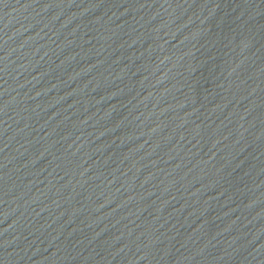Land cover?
<instances>
[{
  "label": "water",
  "instance_id": "water-1",
  "mask_svg": "<svg viewBox=\"0 0 264 264\" xmlns=\"http://www.w3.org/2000/svg\"><path fill=\"white\" fill-rule=\"evenodd\" d=\"M0 264H264V0H0Z\"/></svg>",
  "mask_w": 264,
  "mask_h": 264
}]
</instances>
